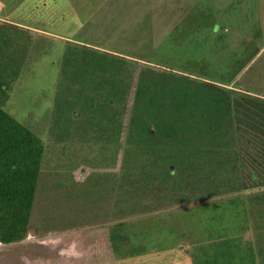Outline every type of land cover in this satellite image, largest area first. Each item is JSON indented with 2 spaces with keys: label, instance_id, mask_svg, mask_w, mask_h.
I'll use <instances>...</instances> for the list:
<instances>
[{
  "label": "rangeland",
  "instance_id": "1",
  "mask_svg": "<svg viewBox=\"0 0 264 264\" xmlns=\"http://www.w3.org/2000/svg\"><path fill=\"white\" fill-rule=\"evenodd\" d=\"M160 45L167 58L158 56ZM91 48L126 60L98 78ZM77 49L81 62L68 64L65 58L74 60ZM87 63L86 74L81 67ZM72 70L76 83L68 81ZM140 81L148 86L147 111L133 124ZM78 89L95 98L83 103L93 102L117 122V132H64L56 111L76 110L83 100ZM191 92L199 95L190 99ZM1 99L42 138L46 152L30 230L21 241L0 242V264H264V0H0ZM159 102L166 115H149ZM175 103L193 113L181 117L185 130L177 137L169 115ZM95 118L106 126L101 111ZM160 124L167 125L162 141L170 150L162 155L170 163L173 140L210 154L184 157L191 177L175 175L153 187L143 183L141 160L148 155L161 162L150 156L162 145L151 135L145 154L141 143L149 138L143 131ZM134 130L135 145L128 140ZM90 172L108 173V179L119 174L111 217L109 180L96 182L92 206L67 191L70 175L81 182ZM80 182L71 194L85 193ZM171 212L181 247L143 259L115 253L109 227L118 225L126 251L133 224L143 218L158 224ZM166 224L153 230L167 235L172 225ZM223 233L230 235L226 241Z\"/></svg>",
  "mask_w": 264,
  "mask_h": 264
},
{
  "label": "trees",
  "instance_id": "2",
  "mask_svg": "<svg viewBox=\"0 0 264 264\" xmlns=\"http://www.w3.org/2000/svg\"><path fill=\"white\" fill-rule=\"evenodd\" d=\"M172 33L174 35L175 32ZM214 43L215 41H213L211 45H214ZM194 46L196 45H192V49H194ZM207 46H209V44ZM163 50L167 51L162 48V45H160V53L158 56L161 58L166 57V54L162 53L164 52ZM74 52L77 54L74 60L73 56H71L70 54L65 58V61L68 64L73 61L74 63L78 64L81 62L80 60H78L80 58L78 52H81V49H77V51L75 50ZM190 58L192 59V61L198 60V58L194 57L193 54ZM89 60L96 63L95 71L98 67L97 70H99L98 73L100 75H98L99 78L102 77V73L104 74L105 71H109V68L112 69L113 62L115 64L114 67H116L117 62L120 60L125 61L126 57H121L116 53L99 50L97 51V49L91 48L89 51ZM168 64L170 66H173L171 62H168ZM85 65H87L86 68L83 66L81 68H83L85 70L84 72L87 74L89 71L88 66L90 67L91 63H87ZM209 66L215 67V65L212 64H210ZM69 73H71V75L68 77V81L76 83L77 78L73 76L74 70ZM83 76L87 77V75L85 76L84 73ZM69 86L70 85H68V87ZM77 92L80 95L79 98L83 99L79 107L76 110L72 111L70 114L58 113L59 111H56L57 116L55 120L57 123L62 122L65 123L64 125L68 123H76L78 127L82 126V129H84L82 131L78 130L77 132L85 133L86 136L89 135V133H109L106 131L107 128L111 129L110 133H112V131H118L117 128L119 129V127L117 122H115L114 119L107 115V112L104 109H97L93 102L83 103V101H93L95 99L93 96L86 95L79 89ZM147 92V83L144 81H140L136 89V113L133 117V124H137L139 116H144V112L147 111V107L145 106L146 104L144 102L145 96L148 94ZM178 92L182 94V89H180ZM169 94H171L170 90L167 94H164V96H168ZM196 95H199L198 92H191L188 98L193 99ZM76 99H78V97H76ZM2 100L4 99L0 100V242L12 243L23 240L30 230L33 207L36 201L38 183L41 175L42 163L46 152V146L41 137L27 128L24 124L16 120L2 107ZM175 106H178V109L169 112V115L173 117L170 122L173 123L171 126H173L175 137H177L178 134L185 130L181 117L184 115L192 116L193 113L191 110H188L189 112L187 114L183 113V110H179L180 104L178 105V103H175ZM158 107L159 108L155 110V113L149 111V115H166L164 114V112L167 111L166 104L163 102H159ZM99 111H101L102 113L103 123L106 126H103L99 122V119L95 118L96 114ZM206 114L209 115L208 113ZM178 116L180 118H177ZM141 121L143 122V119H141ZM142 122H140L139 124H142ZM179 122H181V124ZM164 127L166 128L167 125H161L159 128L153 127L152 129L150 128V130L146 129L145 132L143 131V133L147 134V136L149 137L148 140L144 139L141 143L142 148H144V153L145 148H147L148 150L151 148L150 142H152V140H150V138H152L151 135L153 134H155V138L157 136V138L159 139L160 142L158 144L162 145V152H159V154H156L154 156H150L158 157L161 162L150 160V158L148 159V155L143 156L144 160H141V162L143 163L144 161V165H146V169L143 170L144 173H142L141 175L143 176L142 178L143 183H145L144 185L151 183L153 187H155L154 184H156L157 181L159 183L168 184V180L173 178L172 176L175 175L179 178L191 177V175H193V173L191 174L193 168L187 169L186 171L189 173L187 174V176L185 175L183 166L184 157L190 158L193 153H202L204 155L210 154L207 147H201V149L198 150H193L192 147L183 148L184 146H182L181 142L173 140V142L175 143V146L173 147L174 151L169 153V158L170 161L174 162L170 163L168 156L162 155V153L166 150H170L167 149V143L165 141H162L164 136L166 135L164 133H167V130ZM133 133L136 134L139 133V131H132V135H130L128 138V140L135 145V136ZM171 165L175 166V168L172 169ZM123 178L126 181L127 179H129V176ZM151 184L149 186H152ZM174 184H176V182Z\"/></svg>",
  "mask_w": 264,
  "mask_h": 264
},
{
  "label": "crops",
  "instance_id": "3",
  "mask_svg": "<svg viewBox=\"0 0 264 264\" xmlns=\"http://www.w3.org/2000/svg\"><path fill=\"white\" fill-rule=\"evenodd\" d=\"M111 52H113V51L111 50ZM63 128H64L63 129L64 132L65 131L66 132H72V130H75L77 132L78 130H80V131L84 130V129H82V126L78 127V125H76L75 123H68V124L64 125ZM76 162H78V161H76ZM84 168H86V167H84ZM99 173H100V175L94 176L95 172H90V174L88 176H90L91 178L89 179V177L86 176V178L83 179L81 182L79 180H76L75 178H72L73 176L70 175V177H69L70 183H69V186L67 188V191L69 192V195H72V196L74 194L81 195V196H79V199L80 200L85 199L84 203L86 205L92 206L95 204L93 202V199H95V198H93L94 196L92 195L91 192L93 191V189L96 185V182L98 183L102 180V182L104 181V184H106L109 180L108 186H110V188H111L110 190H111L112 194L110 196V202L108 200V202L106 203L107 205L106 204L105 205L110 207V213L108 216L111 217L113 214L114 204L116 201L117 189L119 186V174L115 173V176L110 175V179H108V175H109L108 173H105V172H99ZM41 174H42V172H41ZM40 178H41V175H40ZM113 179H114V182H113ZM39 181H40V179H39ZM78 182H80L78 184L80 186V189L85 187L84 188L85 193H83L82 191H79L78 193L74 192L73 194H71L72 190L75 188V184H77ZM88 184H90V188H89ZM87 188H89V189H87ZM89 193H91V194H89ZM242 211L244 214V216H243L244 220L247 219L248 221H250L248 219L250 217V215L248 213L249 209L246 207L245 208L242 207ZM162 216L163 217H160L158 224L146 223L144 218L137 225L133 224L131 227V233L128 232L131 239H127L128 246H126V251L123 250L124 247L118 240V237L120 236V233L118 231V225L116 224V226L109 227V228H111V229H109L110 230L109 236L112 237V240H113L112 242H113L114 248L116 249L115 253L117 255L143 259L145 257H148L151 254H156V253L161 254V253H166L167 251H170V250H174L177 248V245H178V247H181L182 244L179 245V243H177L178 238H179L178 237L179 228L178 229L176 228V226H177L176 222H171V221H175L174 218H177V217H173V216H176V213H174V214L172 212L169 214L163 213ZM161 218H162V221H160ZM167 221L172 225L170 227L167 235H161V233L157 232L156 230H153V228L159 229L161 227L167 226V224H166ZM86 223H88V222H86ZM127 226L128 225H126L125 227H127ZM183 227H184V229H186L184 224H183ZM210 232L213 233V231H210ZM226 235L230 236L229 234L223 233L222 236H220L222 238V240H225V241L227 240V239H224V237H226ZM233 238H235V237H233ZM214 240H216V239H214ZM214 240H210L208 242H211ZM217 240H219V239H217ZM229 240H231L230 242H233V241L236 242L237 240L240 241V239H237V240L236 239H229ZM154 243H158L159 246L162 245L161 246L162 249H159L157 251H148V249H150V245L154 244ZM169 245H170V247L168 249L167 246H169ZM174 245H176L175 246L176 248L173 247Z\"/></svg>",
  "mask_w": 264,
  "mask_h": 264
}]
</instances>
